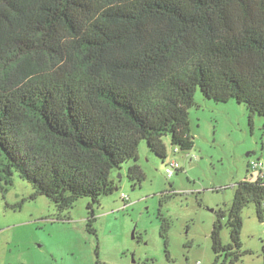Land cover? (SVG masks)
<instances>
[{
  "label": "trees",
  "instance_id": "16d2710c",
  "mask_svg": "<svg viewBox=\"0 0 264 264\" xmlns=\"http://www.w3.org/2000/svg\"><path fill=\"white\" fill-rule=\"evenodd\" d=\"M92 9V0H47L41 7L37 29L54 37L65 28L100 78L82 89L50 82L0 95V180L10 183L16 171L48 196L63 222L71 218L62 212L90 197L86 229L97 236L93 207L118 190L112 172L130 160L129 176L136 184L145 178L137 163L143 139L163 159L167 137L180 151L192 148L189 113L197 88L216 101L244 103L251 122L264 117V0H125L105 7L101 19L91 18ZM16 113L33 117L49 140L51 152L42 159L33 161L17 145L10 126ZM263 202L260 175L238 182L229 210H215L216 261L222 254L224 263L240 259L242 211L255 203L262 221Z\"/></svg>",
  "mask_w": 264,
  "mask_h": 264
},
{
  "label": "rangeland",
  "instance_id": "374dc122",
  "mask_svg": "<svg viewBox=\"0 0 264 264\" xmlns=\"http://www.w3.org/2000/svg\"><path fill=\"white\" fill-rule=\"evenodd\" d=\"M46 1L0 0V95L50 82L67 81L82 89L86 81L100 78L65 28L54 37L37 29V15ZM123 1L92 0L91 18L101 19L105 7ZM194 100L189 113L192 148L175 152L167 137L168 157L163 159L143 139L137 163L145 178L136 184L129 176L130 160L112 172L118 190L101 195L93 207L97 236L86 229L90 197L79 198L69 212H62L71 218L63 222L57 220L61 212L31 181L16 171L10 183L1 179L0 264H229L223 254L216 261L212 248L215 210L231 208L238 182L264 177V171L249 164L261 161L264 168V117L256 114L251 122L244 103L216 101L200 88ZM10 126L17 145L26 147L33 161L51 152L30 115L16 113ZM173 157L182 169L170 176L165 165ZM242 218L235 264H264V218L258 217L255 203L242 211ZM223 224L227 244L228 216ZM165 226L168 239L162 235Z\"/></svg>",
  "mask_w": 264,
  "mask_h": 264
},
{
  "label": "built area",
  "instance_id": "2783aa9c",
  "mask_svg": "<svg viewBox=\"0 0 264 264\" xmlns=\"http://www.w3.org/2000/svg\"><path fill=\"white\" fill-rule=\"evenodd\" d=\"M175 152H179V148L175 147ZM250 166L253 169H258L260 171V173L262 174L264 171L263 168V163L260 161L258 162L257 160H253L251 161V163H249ZM180 169H182L180 163L178 162V159L173 157L170 161H168V163L165 165V171L168 175L172 176L174 175L177 171H179ZM262 176V175H261ZM263 177V176H262ZM123 200L127 199V196L122 195Z\"/></svg>",
  "mask_w": 264,
  "mask_h": 264
},
{
  "label": "crops",
  "instance_id": "0c3cea01",
  "mask_svg": "<svg viewBox=\"0 0 264 264\" xmlns=\"http://www.w3.org/2000/svg\"><path fill=\"white\" fill-rule=\"evenodd\" d=\"M20 262V261H19Z\"/></svg>",
  "mask_w": 264,
  "mask_h": 264
}]
</instances>
